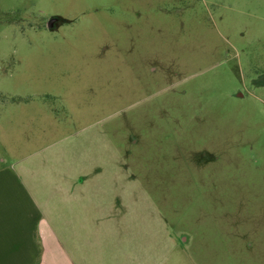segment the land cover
Listing matches in <instances>:
<instances>
[{
  "label": "rangeland",
  "instance_id": "1",
  "mask_svg": "<svg viewBox=\"0 0 264 264\" xmlns=\"http://www.w3.org/2000/svg\"><path fill=\"white\" fill-rule=\"evenodd\" d=\"M8 166L98 264H264V0H0Z\"/></svg>",
  "mask_w": 264,
  "mask_h": 264
},
{
  "label": "crops",
  "instance_id": "2",
  "mask_svg": "<svg viewBox=\"0 0 264 264\" xmlns=\"http://www.w3.org/2000/svg\"><path fill=\"white\" fill-rule=\"evenodd\" d=\"M58 193L61 206L73 200L77 207L46 211L36 191L23 183L17 166L0 170V264L99 263L96 250L86 254L84 192L67 183L59 186Z\"/></svg>",
  "mask_w": 264,
  "mask_h": 264
},
{
  "label": "water",
  "instance_id": "3",
  "mask_svg": "<svg viewBox=\"0 0 264 264\" xmlns=\"http://www.w3.org/2000/svg\"><path fill=\"white\" fill-rule=\"evenodd\" d=\"M58 21V19H51L50 21H49V24H48V27L50 28V29H53L54 28V26H55V23Z\"/></svg>",
  "mask_w": 264,
  "mask_h": 264
},
{
  "label": "trees",
  "instance_id": "4",
  "mask_svg": "<svg viewBox=\"0 0 264 264\" xmlns=\"http://www.w3.org/2000/svg\"><path fill=\"white\" fill-rule=\"evenodd\" d=\"M41 249V248H40ZM41 252H42V250H41ZM39 259V258H38ZM40 260V259H39Z\"/></svg>",
  "mask_w": 264,
  "mask_h": 264
}]
</instances>
